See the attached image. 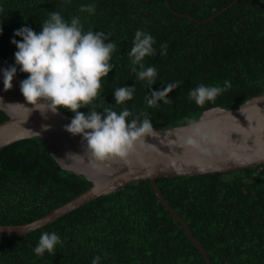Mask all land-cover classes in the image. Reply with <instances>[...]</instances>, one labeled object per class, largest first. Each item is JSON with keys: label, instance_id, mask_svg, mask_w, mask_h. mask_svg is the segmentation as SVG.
Returning <instances> with one entry per match:
<instances>
[{"label": "trees", "instance_id": "1", "mask_svg": "<svg viewBox=\"0 0 264 264\" xmlns=\"http://www.w3.org/2000/svg\"><path fill=\"white\" fill-rule=\"evenodd\" d=\"M169 1L178 14L166 0H0V56L12 65L14 31L29 26L39 32L49 12L59 11L65 19L79 16L85 30L102 31L117 45L110 61L114 68L93 102L97 111L127 107L129 120L145 113L152 127L166 128L196 121L212 107L234 109L264 93V0H238L205 23L186 15L204 20L235 0ZM90 3L94 14L79 11ZM137 29L155 37L157 51L144 60L157 69L153 86L131 70L128 51ZM161 44H167L163 56ZM225 81L230 87L213 101L198 105L188 97L199 84L224 88ZM171 82L179 87L169 93L170 102L148 106L150 88ZM123 86H135L134 95L117 105L112 93ZM7 118L0 109V123ZM157 184L212 264H264V165L162 177ZM91 185L63 169L39 136L13 142L0 149V224L31 222ZM43 232H56L61 243L37 256L33 249ZM97 255L99 264H207L149 179L100 196L25 235L0 239V264H91Z\"/></svg>", "mask_w": 264, "mask_h": 264}, {"label": "water", "instance_id": "2", "mask_svg": "<svg viewBox=\"0 0 264 264\" xmlns=\"http://www.w3.org/2000/svg\"><path fill=\"white\" fill-rule=\"evenodd\" d=\"M166 1L174 11L170 1ZM237 1L204 20L186 16L205 23ZM9 65L0 56V69ZM22 79L17 72L12 89L7 91L0 83V109L8 116L0 123V149L13 142L39 136L63 169L84 176L92 185L31 222L0 224V239L25 235L100 196L122 189L129 183L149 179L159 200L186 229L207 264H212L188 223L164 197L157 180L162 177L231 173L264 165V93L247 99L234 109L212 107L193 122L166 128L152 127V132L138 140L126 156L101 161L92 156L86 144L81 143L80 136L65 131L64 126L70 122V116L62 111L42 114L24 101L19 91Z\"/></svg>", "mask_w": 264, "mask_h": 264}, {"label": "clouds", "instance_id": "3", "mask_svg": "<svg viewBox=\"0 0 264 264\" xmlns=\"http://www.w3.org/2000/svg\"><path fill=\"white\" fill-rule=\"evenodd\" d=\"M95 10L94 3L82 4L79 9L89 14H94ZM155 42L151 33L137 29L128 51L131 70L136 73L137 79L152 86L157 69L147 66L144 60L156 53ZM11 43L16 48L14 63L0 69L3 89H12L18 71L26 73V77L19 82L24 101L42 114H55L63 110L71 112L73 115L64 126L65 131L80 136L81 143L87 145L97 160L126 156L138 140L152 132V124L145 113L129 120L132 112L127 107L119 112L112 106L103 107L102 111L96 110L93 102L100 94L102 79L114 68L110 61L117 45L102 31L85 30L79 16L65 19L59 11H50L39 32L22 26L14 31ZM160 54H167V44L160 45ZM177 87V82L167 83L160 89L151 87L150 95L145 97L147 105L155 106L158 101L169 103V93ZM226 87H230L227 81L224 88L199 84L189 90L188 97L202 105L206 101H213ZM134 91L135 86L114 89L112 96L115 104L121 105L131 100ZM60 243L61 238L56 232H43L33 252L42 256L45 252H52ZM99 262L100 256L97 255L91 264Z\"/></svg>", "mask_w": 264, "mask_h": 264}]
</instances>
